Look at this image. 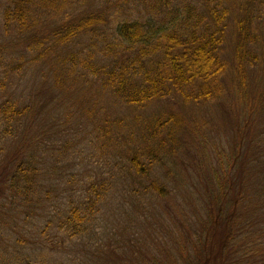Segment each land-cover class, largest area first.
Wrapping results in <instances>:
<instances>
[{"label": "trees", "instance_id": "trees-1", "mask_svg": "<svg viewBox=\"0 0 264 264\" xmlns=\"http://www.w3.org/2000/svg\"><path fill=\"white\" fill-rule=\"evenodd\" d=\"M102 1L101 8L86 10L87 2L91 7L88 0H3L0 12L1 31L11 47L0 49L5 78L20 75L9 72L13 51L35 67L54 57L63 61L61 55L67 48L85 41L80 59L70 55V65L64 64L61 80L72 86L83 83L89 92L96 86L120 108L155 109L143 122L139 137L132 134L124 144L109 122L99 126L107 145L105 155L114 151L115 160L102 156L101 177L89 176L91 180L83 183L80 192L72 189L73 182L66 183L69 198L63 214L58 215L57 228L70 238L91 232L116 185L129 189L137 199L168 197L167 184L154 174L178 156L182 137L197 140L198 129L188 118L200 112L199 106L230 96L237 126L229 149L224 142L209 145L205 140L194 148L205 190L198 196L203 216L189 243L192 253L188 255L185 249L181 261L264 264V138L253 140V114L258 113L260 102L248 97L246 84L249 70L263 59L255 52L259 38L251 32V18L259 14L264 1L245 0L232 13L217 5L209 8L208 16L187 1L151 0L146 15L128 21L119 15L127 0ZM229 19L235 29L232 40L226 33ZM43 21L51 25L50 30L40 29ZM21 41L25 42L22 52L17 47ZM227 46L233 52V63L224 55ZM19 69L22 73L26 68ZM162 102H170L169 109L156 110ZM30 115V108L16 100L0 102V127L4 128L0 142L3 136L11 137L14 126ZM244 140L252 141L251 146L246 147ZM37 149H30L29 154L23 148L25 158L17 166L9 165L15 169L12 188L18 187L15 180H26L21 185L25 198L40 186L31 180L40 177L34 167L41 161H34L39 157L33 151ZM33 262L23 259L18 264Z\"/></svg>", "mask_w": 264, "mask_h": 264}, {"label": "rangeland", "instance_id": "rangeland-1", "mask_svg": "<svg viewBox=\"0 0 264 264\" xmlns=\"http://www.w3.org/2000/svg\"><path fill=\"white\" fill-rule=\"evenodd\" d=\"M88 1L91 7L87 2L86 10L98 9L104 4L102 0ZM183 1L192 3L208 16L209 8L220 5L232 13L245 2ZM150 4L151 0L124 1L119 15L127 21L140 19L147 14ZM2 8L3 0H0V12ZM251 19V32L259 38L255 52L263 56L246 77L248 97L254 96L260 102L258 113L253 114L255 140L264 138V7ZM227 25V39L232 40L233 21L227 20ZM39 27L50 30L51 25L43 21ZM24 43L18 42L21 52ZM85 44V41L75 42L63 52L61 62L54 57L38 62L35 67L29 66L27 57L20 59L13 51L9 56V61L12 60L9 72L19 76L5 78V68H0V102L16 100L31 110L29 119L16 124L12 136H3L0 142V264H18L23 259L33 260V264H39L36 260L45 264H185L181 261L183 251L186 249L191 255L189 243L194 238L193 231L198 229V226L195 229L197 220L203 216L202 198L198 196L205 194L204 184L199 179V157L194 148L199 141L205 140L209 145L224 142L222 145L229 149L237 126L229 105L230 96L218 103L199 106L200 112L188 118L198 129L197 140L182 137L178 156L154 174L167 184L168 197L137 199L129 189L116 185L91 232L70 238L55 223L59 213L66 209L69 198L65 192L66 183L73 182L72 189L80 192L83 183L91 180L89 176L101 177L102 156L107 150L103 147L107 145L101 139L99 126L109 122V126L118 129L116 133L119 139L123 138L124 144L132 134L139 137L143 122L155 111L120 108L96 86H91L89 92L83 83L72 86L70 81L61 80L64 64L70 65L69 56L80 59L83 54L80 50ZM9 46L10 39L3 36L0 20V49H11ZM225 54L233 63V52L228 46ZM19 68L26 69L20 73ZM170 105V102H162L156 110L169 109ZM3 129L0 127V132ZM251 142L247 144L244 140L246 147H250ZM23 148H27L29 154L30 149L39 148L33 150L39 155L34 161L41 160L34 166L40 177L31 179L40 186L27 198L21 191L26 180H15L18 187L12 188L15 169L9 167L10 164L19 165L25 158L27 154H23ZM113 155L114 151L109 150L105 157L115 160ZM12 158L17 159L11 163ZM248 213L255 215L252 210ZM255 220L257 218L253 224Z\"/></svg>", "mask_w": 264, "mask_h": 264}]
</instances>
